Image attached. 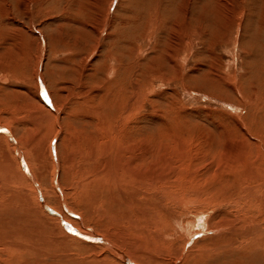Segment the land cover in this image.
I'll list each match as a JSON object with an SVG mask.
<instances>
[{
    "label": "rangeland",
    "instance_id": "1",
    "mask_svg": "<svg viewBox=\"0 0 264 264\" xmlns=\"http://www.w3.org/2000/svg\"><path fill=\"white\" fill-rule=\"evenodd\" d=\"M214 246L264 264V0H0V264Z\"/></svg>",
    "mask_w": 264,
    "mask_h": 264
},
{
    "label": "bare ground",
    "instance_id": "2",
    "mask_svg": "<svg viewBox=\"0 0 264 264\" xmlns=\"http://www.w3.org/2000/svg\"><path fill=\"white\" fill-rule=\"evenodd\" d=\"M119 37V36H118ZM42 88H44L43 86H42ZM41 92L43 93V91L41 90ZM45 97V95H43V98ZM46 98V97H45ZM74 138V137H73ZM17 153H19V152H17ZM51 153V152H50ZM127 154H123L122 155V153H121V155H122V158H123V160H124V158H125V162L127 161V163L129 162V160L128 159H130V158H132L133 160L132 161H136V157L134 156L135 154H134V152H132V154H134V155H132L131 154V152L129 153V151L128 152H126ZM138 155V154H137ZM51 157V156H50ZM119 158H120V156H119ZM127 159V160H126ZM120 160L122 161V159L120 158ZM118 161L117 163H120V165L118 166L119 167V171L123 174V176L124 177H126V176H128V178H131V176L134 178H136V179H144V177H141V176H139V177H137L136 176V172H134L133 173V170L131 171L129 168H126L125 169V167H124V164H121V161ZM137 160H138V158H137ZM139 161H140V159H139ZM11 162V161H10ZM20 162H22V161H20ZM131 163H133V162H131ZM131 163H130V165H131ZM139 163V162H138ZM12 164V163H11ZM53 164V163H52ZM135 164H136V162H135ZM129 165V166H130ZM24 166V165H23ZM128 166V165H127ZM123 167V172H122V170H121V168ZM132 167V166H131ZM8 168V167H7ZM128 170H130V173H129V171ZM29 170H27V172H28ZM20 172V171H19ZM135 174V175H134ZM14 175V174H13ZM21 175V174H20ZM254 176V175H253ZM19 177V176H18ZM23 177V176H22ZM30 178V177H29ZM146 178V177H145ZM149 179V178H148ZM22 180H24L23 178H22ZM145 180V179H144ZM19 182V181H18ZM141 182V181H140ZM145 182H147V181H145ZM148 182H152V179L150 180V181H148ZM134 183V182H133ZM149 183V184H150ZM136 185V184H135ZM140 185V184H139ZM142 185V184H141ZM144 187V186H143ZM132 189V188H131ZM242 198H244V197H242ZM249 232V231H248ZM251 234V235H250ZM252 234H253V232L251 233H249V235L250 236H252ZM248 235V234H247ZM254 235V234H253ZM223 236V235H222ZM240 236V235H239ZM247 237V236H246ZM214 238H216V237H214ZM217 238H219V234H218V237ZM243 238V237H242ZM250 239V238H249ZM219 242V241H218ZM215 243V242H214ZM221 247V246H220ZM219 247V248H220ZM208 249H204V250H202L201 251V254L199 255V257H198V259H197V264H199L201 261L202 262H204V260H205V262H209V263H211L212 261H214L217 257H218V254H219V252L220 253H222L221 252V250H219L218 248H215V246L214 247H207ZM214 248V249H213ZM221 248H223V250H224V247H221ZM22 249V248H21ZM225 250H226V247H225ZM226 253V252H225ZM224 253V254H225ZM230 253V252H229ZM228 254V253H227ZM222 255V254H221ZM223 256V255H222ZM219 258V257H218Z\"/></svg>",
    "mask_w": 264,
    "mask_h": 264
}]
</instances>
